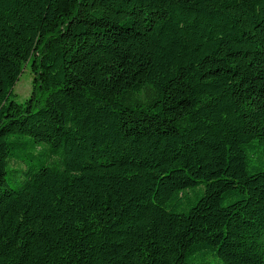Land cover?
Listing matches in <instances>:
<instances>
[{
    "label": "trees",
    "instance_id": "16d2710c",
    "mask_svg": "<svg viewBox=\"0 0 264 264\" xmlns=\"http://www.w3.org/2000/svg\"><path fill=\"white\" fill-rule=\"evenodd\" d=\"M0 264H264V0H0Z\"/></svg>",
    "mask_w": 264,
    "mask_h": 264
},
{
    "label": "rangeland",
    "instance_id": "374dc122",
    "mask_svg": "<svg viewBox=\"0 0 264 264\" xmlns=\"http://www.w3.org/2000/svg\"><path fill=\"white\" fill-rule=\"evenodd\" d=\"M34 74L30 67H25L22 76L20 77L16 87L15 94L17 100H26L33 90Z\"/></svg>",
    "mask_w": 264,
    "mask_h": 264
}]
</instances>
